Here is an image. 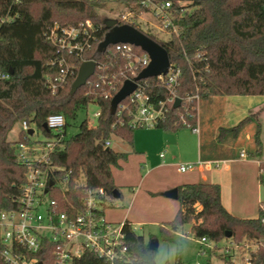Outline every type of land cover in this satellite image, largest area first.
<instances>
[{
    "label": "trees",
    "instance_id": "16d2710c",
    "mask_svg": "<svg viewBox=\"0 0 264 264\" xmlns=\"http://www.w3.org/2000/svg\"><path fill=\"white\" fill-rule=\"evenodd\" d=\"M153 1L172 4L168 10L171 27L167 34L170 37L157 41L148 33L144 34L164 48L170 69L179 71L171 90L155 78L138 83L149 103L156 109L163 104L166 109L154 128L172 135L183 128L195 129L198 103L202 100L264 97V0ZM117 2L125 4L133 19L149 12L140 2ZM102 7L99 0H0V19H8L0 23V210L16 209L26 180V167L17 161L18 147L35 143L27 131L20 130L14 141L8 140V134L15 124L25 121L45 138L58 139L59 135L42 126L49 116L62 115L65 119L62 137L51 155L54 166L70 171L72 180L83 174L87 189L102 188L109 198L113 197L114 190L119 192L112 169L120 168V163L128 160V154L114 151L107 143L115 137L133 149L136 128L131 118L135 107L126 100L112 114L109 106L122 84L135 76L128 69V60L111 53V46L103 54L97 52L107 32L97 15ZM89 20L93 30L88 47L79 56L68 58L72 74L62 85L56 83L52 91L47 82L59 76V69L53 64L60 56L46 35L55 26L72 27ZM129 25L137 29L136 23ZM172 27L176 28L175 33ZM134 50L141 55L139 49ZM90 60L95 62L96 68L89 81L98 84V88L88 90L85 85L70 97L69 90L78 67ZM135 63L133 60L132 67ZM136 72L138 75L140 69ZM4 75L8 77L2 79ZM172 97L181 100L179 108L174 109L169 102ZM92 104L97 106L99 113L95 124L81 120L75 135L67 138L68 128L75 123L78 114L87 111ZM263 113L264 108L249 112L232 128H220L218 141L224 142L225 135L236 140L245 127L255 123L253 155L258 156L261 152L258 119ZM263 170L264 164H259V172ZM176 189L178 211L173 219L160 226L164 241L172 239L182 226L189 225L190 234L198 241L204 238L216 245L226 240L242 248L254 246L248 252L249 264H264V207H258V215L254 218H239L223 207L217 183L182 184ZM71 191L74 193L67 194L70 200L83 196L82 188ZM57 199L61 201V196ZM125 223L124 243L128 247L129 261L124 264H136V257L143 255L141 245L145 239L131 229L130 222L126 220ZM227 233L229 238L225 237ZM150 240L151 237L148 242ZM39 258L44 257L39 255ZM221 259L232 264L226 257ZM0 264H6L1 257ZM73 264L105 263L87 253ZM177 264L182 263L178 261Z\"/></svg>",
    "mask_w": 264,
    "mask_h": 264
},
{
    "label": "built area",
    "instance_id": "2783aa9c",
    "mask_svg": "<svg viewBox=\"0 0 264 264\" xmlns=\"http://www.w3.org/2000/svg\"><path fill=\"white\" fill-rule=\"evenodd\" d=\"M133 1L140 2L141 5L147 7L148 13L153 14L154 19L158 22L161 21L164 31H168V28L171 27L168 12L172 8L171 2ZM117 19L119 25L136 23L129 12ZM5 20L8 19H0V23ZM92 30L93 23L89 20L72 27L55 26L46 35V39L57 49L60 56L53 64L59 69V76L53 81L49 79L47 82L52 91H54L56 83L62 85L67 76L72 74L68 58L79 56L88 47V39ZM172 31L175 33L176 28L172 27ZM81 39L84 41L83 43L79 41ZM111 47V53L128 60V69L132 76L137 77L136 71L140 69L141 73L149 63L147 54L144 52H141V55L135 54L134 47L129 44H117ZM133 60L136 63L132 67ZM168 71L167 75L155 79L163 82L165 87L171 90L177 82L179 71H172L170 67ZM7 77L8 75L1 76L2 79ZM89 80L85 84L88 90L91 87L98 88V84ZM138 83L137 90L126 98L127 102L135 107L131 124L136 129L154 128L162 119L166 109L163 104L159 109H156L149 103L148 96L143 93ZM175 99L172 97L169 102L173 105ZM119 114L120 112L117 113V115ZM98 115V111L93 114L95 118ZM44 124L49 132L56 136L59 135V137L58 139L56 137L48 139L43 136V140H35L33 145L21 144L18 147L17 161L26 167V180L21 189L16 209L0 210L1 259L6 264H73L85 254L91 253L102 259L105 264L127 263L129 261L128 247L124 243L126 223L125 221L109 223L106 220L104 210L109 196L106 195L104 189H87L83 174H79L76 179L72 180L70 171L54 166L51 160V155L55 152L56 145L62 137L65 127L64 117L62 115L49 116ZM20 127L27 133L33 129V134L29 135L30 138L38 132L35 128L29 127L25 121H22ZM191 131L195 135L198 134V128ZM239 156L241 159L246 158L243 153ZM159 157L162 158V155ZM221 162L226 164L227 161H198L197 164H180L177 172L185 173L202 165L218 169ZM50 181L53 182V185L49 187ZM76 188L83 189V196L80 199L76 197L70 200L67 194L74 193L71 190H76ZM59 195L61 201L57 199ZM262 223H264V219ZM131 229L136 232L132 226ZM199 243L206 245L208 242L202 238ZM228 244L223 249L224 257L231 261L232 252L239 246L231 242ZM250 248V246L245 247L246 258L241 262H232V264H249L248 252ZM253 248L255 247L253 246ZM39 255L44 258L40 259Z\"/></svg>",
    "mask_w": 264,
    "mask_h": 264
},
{
    "label": "rangeland",
    "instance_id": "374dc122",
    "mask_svg": "<svg viewBox=\"0 0 264 264\" xmlns=\"http://www.w3.org/2000/svg\"><path fill=\"white\" fill-rule=\"evenodd\" d=\"M103 7L97 10V15L103 22L107 19L118 20L127 12L125 4L117 0H99ZM136 27L141 33H148L157 41L168 40L167 32L161 23L154 19L153 14L142 13L137 18ZM242 97H213L206 101H199L195 135L191 130L183 128L173 135L174 144L163 140V131L156 128L136 129L133 135V149L142 156L128 155V161L121 162L120 168H113L112 175L118 187L121 198L113 197L106 201L105 217L109 223L127 217L136 233L147 241L151 237L158 241H164L160 233V226L173 219L178 211L179 204L167 198H163V189L168 183L187 180L198 172H210L213 183H218L224 192L225 206L233 210V214L239 218L251 219L258 215L260 206L264 207V170L259 172L257 166L250 164V159L255 152V144L252 135L256 125L245 127L238 139L225 135L224 142H219L217 136L220 128H232L238 123L241 113L247 108V104L240 102ZM87 111L78 114L75 123H72L67 131V138L72 137L78 130V123L87 119L91 125L95 124L93 116L98 108L95 104L89 105ZM262 115V114H261ZM260 123V138L263 144L264 156V121ZM20 124H15L8 134V140L14 141L20 132ZM250 134L249 140L245 139ZM197 137L202 141V157L213 159H232L226 164H220L218 169L211 166H198L186 173H176V167L180 164H197ZM32 140H43V135L36 132ZM119 153H128L131 148L113 137L108 146ZM256 149V148H255ZM246 153L247 158L241 159L240 151ZM218 154V155H217ZM162 155V158H159ZM213 155V156H211ZM143 157V158H142ZM146 157V158H145ZM195 158V162L187 163ZM264 161V160H263ZM146 163L143 165L142 163ZM154 166V167H153ZM160 168L158 170H155ZM163 168V169H162ZM221 182V183H220ZM154 193L152 196L150 193ZM189 225L182 229L172 239L183 238L189 243V249L185 255L178 259L182 264H226L221 259L224 257V248L228 241L223 240L216 244L202 245L190 234ZM166 241V240H165ZM245 247H238L233 254L231 262H241L247 257ZM253 246L250 248L252 249Z\"/></svg>",
    "mask_w": 264,
    "mask_h": 264
},
{
    "label": "water",
    "instance_id": "95a60500",
    "mask_svg": "<svg viewBox=\"0 0 264 264\" xmlns=\"http://www.w3.org/2000/svg\"><path fill=\"white\" fill-rule=\"evenodd\" d=\"M105 29L107 30L104 35V39L97 46V52L103 54L106 52L109 46L117 44H129L134 48L139 49L142 53L148 55L149 63L143 68L141 73L138 74L133 80H126L119 91L112 97L110 101V110L114 114L118 109V106L126 100L132 93L137 90V83L145 79L158 78L168 74L170 67L169 57L164 48L161 45H158L152 39L147 37L144 33L139 32L137 29L131 25L124 24L119 25L116 20L107 19L103 22ZM96 64L93 60L84 61L80 64L77 70V76L74 79L70 87V97H73L78 89L85 86L86 82L94 75ZM181 100L175 99L173 102V108H179ZM46 131L48 128L45 124L42 125ZM33 134V129L28 131V135ZM163 140L174 144L176 141L172 134L163 133ZM53 182L50 181L48 186H52ZM46 191V190H45ZM163 198L171 199L177 201L178 193L177 189L173 188L163 192ZM113 198L119 199L121 195L117 190L113 191ZM226 238L230 237V234L227 233ZM157 241L152 239L147 243L148 248H155ZM40 264V263H38Z\"/></svg>",
    "mask_w": 264,
    "mask_h": 264
},
{
    "label": "crops",
    "instance_id": "0c3cea01",
    "mask_svg": "<svg viewBox=\"0 0 264 264\" xmlns=\"http://www.w3.org/2000/svg\"><path fill=\"white\" fill-rule=\"evenodd\" d=\"M243 98V99H242ZM241 99L242 100H240V102H243V104H247V108H246V110H244L243 111V113H241V117H240V119H239V121H237L238 123L240 122V120H242L243 118H245L248 114H249V112H256V111H259L260 109H262V108H264V97H259V96H248V97H242ZM198 120V119H197ZM264 121V113L262 114V115H260L259 116V119H258V121ZM238 123H236L235 125H237ZM254 124L255 123H251V124H249V126H247V128H249L250 126H254ZM235 125H233V126H235ZM243 130H245V129H243ZM242 130V131H243ZM241 131V132H242ZM198 133H199V129H198ZM240 135V134H239ZM261 135V134H260ZM253 136V135H252ZM249 137H251L250 136V134H246V137H245V139H247V140H249ZM261 136H259V138H260ZM237 139H238V137H237ZM236 139V140H237ZM197 140H198V143H197V157H198V161H202V162H209V161H211V162H215V161H230L231 162V158L230 159H224V158H220V159H213V157H208V156H206V157H202V155H201V147H202V141L199 139V137H197ZM260 140H261V138H260ZM254 151H255V148H254ZM263 151V144H262V141H261V152H260V154L258 155V156H255V155H252V156H254L253 158H251L250 159V164H254V165H256L257 166V170L259 171V164H264V156L262 155V152ZM241 153H243L245 156H246V153H244V151L242 150V151H240L239 152V154H241ZM254 153V152H253ZM124 154H128V155H136V156H138V157H141L142 155L137 151V152H135L134 151V149H132L131 148V151H129L128 153H124ZM239 154H238V156H239ZM218 155V154H217ZM160 156V155H159ZM211 156H213V155H211ZM240 157V156H239ZM143 158V157H142ZM146 158V157H145ZM160 158V157H159ZM246 158H247V156H246ZM245 158V159H246ZM161 159H163V158H161ZM128 161V160H127ZM191 162H195V158H192V159H189L188 161H187V163H191ZM143 165H145L146 163H142ZM154 167V166H153ZM177 168H178V166L176 167V173H178L177 172ZM158 169H160V168H157V169H155V170H158ZM163 169V168H162ZM186 173V172H185ZM178 174H180V173H178ZM214 181L212 180V178H211V175H210V172H198L197 174H195V175H193V176H190V178L189 179H187V180H181V181H179V182H173V183H168L167 185H165V187H164V191H167V190H170V189H173V188H177V187H179V186H181L182 184H198V183H211V184H216V183H213ZM221 183V182H220ZM218 184V183H217ZM220 189H221V202H222V205H223V207L230 213V214H232L233 216H237V215H235V214H233L234 212H233V210H230V209H228L226 206H225V204H224V192H222V188L220 187ZM163 191V192H164ZM150 193V192H149ZM121 195V194H120ZM150 195H152V196H154L155 194L154 193H150ZM121 198V197H120ZM171 200V199H170ZM174 201V200H173ZM177 213V212H176ZM128 221V219H127V217L126 216H124V219H122V220H118L117 222H122V221ZM128 222H130V221H128ZM164 224V223H163ZM178 234V233H177Z\"/></svg>",
    "mask_w": 264,
    "mask_h": 264
},
{
    "label": "clouds",
    "instance_id": "9594fccd",
    "mask_svg": "<svg viewBox=\"0 0 264 264\" xmlns=\"http://www.w3.org/2000/svg\"><path fill=\"white\" fill-rule=\"evenodd\" d=\"M147 236L142 243L143 255L136 257V264H177L178 259L185 255L189 243L183 238L158 241L155 248L145 247Z\"/></svg>",
    "mask_w": 264,
    "mask_h": 264
}]
</instances>
